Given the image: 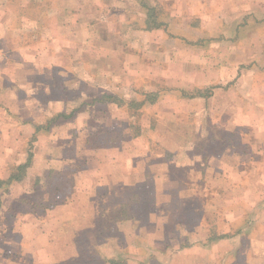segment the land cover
<instances>
[{"label": "crops", "instance_id": "obj_1", "mask_svg": "<svg viewBox=\"0 0 264 264\" xmlns=\"http://www.w3.org/2000/svg\"><path fill=\"white\" fill-rule=\"evenodd\" d=\"M30 1L34 3V0ZM88 1L90 2V0H57L50 6V9L49 7L41 9L34 4L36 11L42 15L40 19L34 18L37 14H32L29 11L31 7H29V10L24 9L14 16L10 14L12 22L7 23L4 29H2V25L0 26V121H2V130L12 133L14 131L11 129H15L13 124L17 125L16 127H21L20 129H26L29 126L34 129V134L32 135V131V136L30 135L32 140L36 134L37 126L43 127L42 124L36 122L33 114L52 113L48 115L49 118H45L47 121L50 119L48 129L51 126H58L59 121L61 122L59 126L74 123L83 129L84 126L88 128L92 124L87 119V112L91 116L95 111V114L103 112L101 116L96 115L99 120L95 121L103 130L101 136L105 135L109 138V140L105 138L107 140L103 144H98L93 140V135H90L91 145L89 146L95 147H87V143H85L87 152L101 150L105 153V156L95 155L94 158L97 157L95 163H92L94 158L88 157L89 153L85 154V152L79 161L71 160L69 156H65L67 146H71V142H68L63 146L60 158L52 160V167L43 172L45 181L52 182L45 189L46 195L52 193L50 190L56 180H59L58 184L62 182L61 191L67 189L63 193L57 194L56 198L60 202L55 203L53 209L56 211L63 207V209H67L71 218L74 208H77L76 211L80 214H78L79 217L74 216V219L80 220L78 228L82 230L74 236L59 237V241L62 240L63 243L61 249L57 250L56 244L53 243L52 246L50 243L47 246L40 239L29 242L26 238L29 234L27 230L29 224L19 230H14L18 227L17 223H20V219L16 218L19 213H16L11 225L10 221L7 223L4 216H6L9 207L5 206L4 202L2 203L3 192H0V225L2 226L0 237L8 234L7 232L20 237L17 242L19 252L15 256L11 249L14 244L10 240L2 241L0 238V257L5 258L4 260L13 258L12 260L16 261V256H22L28 248H31V252L28 254L29 264H264L261 248L264 244V224L259 227L260 232H257L254 237L246 231H240L236 237L221 238V235L229 234L225 232L220 234L219 232V236L214 234L210 240V221L205 214L196 212V210L202 211L200 203H192L187 207L174 204L172 210L164 211L167 206L160 202V198L163 195H173L178 189L169 190L167 185L159 187V182L166 180V172L164 174L163 170H155L154 167L159 163H166L168 171L173 169L178 176H181L177 169L190 168L191 166L180 165L168 156L163 157L160 154L155 156L157 151L152 152V150H157L155 147L164 150V153L173 155H180L181 152L171 151L170 145L164 144L155 134L147 141V137L150 135L147 133L153 131L145 128L146 126L135 127L130 120H127L125 124L122 123V126L114 125L115 121H120V118L127 112L163 110L162 103L168 101L166 99L171 100L174 96L175 99H178L175 101L184 105L183 107H192L198 103L199 107L204 106L202 112H207L209 105L208 112H225L223 105L219 102V96L222 92L235 88V81H241L242 73L246 70V66H243L245 64L242 62L237 65L241 61V56H239L241 50L230 51L228 48L230 46L225 41L230 42L232 37L233 44L237 42L241 44L245 35L242 32V27L244 25L247 27L251 23L256 25L254 29H260L259 34L255 32L257 34L255 37H263L264 6L257 5L259 0L256 2L243 0L239 6L241 7L239 12L244 14V18L235 27L233 36L225 29L221 20L210 22V29L207 30L202 27L188 29L191 30L188 32L190 35H194L195 32L202 35L200 39L194 40L198 45L195 48L190 47L191 54L197 53L195 49L204 50V45L209 44L212 57L218 56V49L222 51L221 57L223 58L229 52H235L236 61L230 63L225 61L226 65H235L232 79L228 76L229 69L232 67L222 66L221 70L216 67L210 68V72L202 71L199 78H202L203 84L199 83V80L196 83H190L188 79H184L177 83L178 87H172V82L166 78L164 71L163 74L159 72L155 76L148 72L150 64H153L152 66L157 67L158 70L159 67L165 70L161 64V49L164 41L170 39V36L166 37L163 30L168 26L165 24L166 19L163 18L166 11L160 9L163 5L157 4L159 10H152L144 5L142 9L144 12L147 11L146 16L144 15L142 20L135 19L139 28L130 30L126 29L128 25L114 28L116 23L108 19L111 17V12H109V16L104 22L109 25V28L103 31L105 36L103 34L98 36L102 43L109 44L99 46L97 37H92V33H89L90 30H85L84 19L90 16L89 13H93L86 9ZM100 2L104 6L101 14L110 11L108 10L109 6H106L107 0H100ZM60 3H62V7H59ZM146 3L147 1L143 0V4ZM212 11H216V8L210 7V13ZM28 23L30 26L36 25V29L27 28L29 27ZM162 32L165 34H161ZM170 32L173 34L171 35L173 41H176L177 37L181 38V33L177 30L172 31L171 29ZM43 33L44 35L41 37ZM46 33L49 35L48 39L45 38ZM153 34L160 35L162 39L150 48L149 43ZM88 36L91 37L90 40L87 39ZM92 40H95V53L97 52L93 57L90 49L94 46L89 47ZM132 43L140 45L139 47L142 44L146 50L141 49L143 53L138 55V64L132 67L138 78H135L134 82H126L122 77L125 70H129L134 62L129 60L130 56L136 54V51L131 47ZM255 45L260 47L261 51L264 50V42L263 45L260 41ZM180 47L183 48L182 44ZM237 48L240 49V47ZM241 48L246 51V45ZM156 59L159 60L150 62V60ZM143 60L144 62L141 64L140 61ZM88 73L92 74V77H89ZM208 75L210 79L204 81L203 77ZM77 86L78 90H76ZM86 88L95 95L94 100L88 105V109L84 105L82 109L72 110V96H76L79 101H82L86 99L87 95H93ZM129 88H132L137 98L126 103L124 93H128ZM135 89L142 91L137 94ZM237 93L240 95V90ZM101 109L106 110V115L105 111ZM66 112L79 113L76 118V115L73 117ZM192 112H194L193 109ZM63 115L69 117L60 118L54 124L52 123L54 118ZM92 122L94 121L92 120ZM0 132L3 131L0 130ZM6 132H4V136L7 135ZM41 132L36 134L37 141L33 144L34 158L25 178L20 182H13L11 185L6 183L14 171L27 162L31 140L24 145L25 153L27 148L26 158L15 164L7 177H2L0 174V189L4 188V195L8 194L17 204L24 205L21 203L23 201L34 205L29 198L38 195L37 185L43 173L34 174L33 171L41 151L39 146L40 138L43 136ZM120 134L125 135V140L113 143L114 140L118 141ZM210 135L212 134L210 133ZM87 137L86 134L85 141H88ZM195 142L194 147L203 150L202 147L205 143L201 140L198 142L195 140ZM135 149L136 151H134ZM191 149L187 150L188 153L193 152V148ZM199 155H201L200 152ZM62 162L63 165L58 166ZM80 162H84V168L79 167ZM194 162L199 163V160ZM94 164L98 165L95 172L92 171ZM168 173V179L177 178L174 172ZM27 181H30L32 187H28L29 191L24 194L22 190L17 193L14 189H8L9 187H18ZM64 181L67 183L63 188ZM85 185L90 187L84 189ZM9 205L11 207V204ZM5 207L7 210H4ZM30 212L37 216L36 210ZM170 212H174V215ZM159 213L169 214L159 216ZM12 217L10 215L6 219L11 220ZM229 225L233 226V222ZM5 228L7 229L5 230ZM259 235H263V237L260 239ZM53 238L55 237L53 236ZM44 247L48 250L46 254ZM50 256L55 261H51ZM46 258H48V262L44 263L42 259ZM19 264L28 263L21 262Z\"/></svg>", "mask_w": 264, "mask_h": 264}, {"label": "rangeland", "instance_id": "obj_2", "mask_svg": "<svg viewBox=\"0 0 264 264\" xmlns=\"http://www.w3.org/2000/svg\"><path fill=\"white\" fill-rule=\"evenodd\" d=\"M54 1L57 0H34V3L30 0H0V26L2 25V29H4L7 23L12 22L10 20L11 16L18 14L24 9L29 10V7H31L29 11L32 14H37L34 18L40 19L42 15L36 11L34 4L38 5V8L41 9H46L48 7L50 9ZM145 1H147L146 4H143V0H107L108 3H106V6H109L108 10L110 11L101 14L104 7L103 3H101L100 0H90V2H87L86 9L93 13H89L90 16L84 19V23L86 24L85 30H90L89 33H92V37H97V44L99 46L107 45L109 43H102L101 38H98V36L102 34L105 36L103 31L109 28V25L104 23L109 16V12H111V17L108 19L116 23L114 24V28L121 25L126 27L128 25L126 29L130 30L136 27L139 28L138 22L135 19L142 20L144 19V15L146 16L147 11L144 12L142 9L144 5H147V7L152 10H159L157 4H161L163 6L160 7V9L166 11L165 17L163 18L166 19L165 24L168 25L164 27L163 30L166 33V37L170 36V39L164 41L161 49V64L162 67L164 66L163 68L165 70H162L160 67L158 70L157 67L150 64L148 72H151V74L155 76L159 72L162 73L164 71L163 73L166 78L171 80L172 87H178L179 85L177 83L184 81V79H188L190 83H196L199 80V83L203 84L202 78H199L202 71L205 70L210 72V68L216 67H219V70H221L222 66L232 67V69H229L230 73L228 76L231 77V79L233 78L235 65H226L225 61L228 63L236 61L235 52H229L228 55L223 58L221 57L222 51L218 49V56L212 57L210 55L211 50L209 44L204 45V50L195 49L197 53L191 54V48H195L198 45L194 40L200 39L202 35L197 32H195L194 35H190L188 32L191 30L188 29H192V27H202L207 30L210 29V22L213 23L214 21L221 20L226 27L225 29L233 36L235 27H237L242 18H244V14L239 12L241 8L239 7L241 6L240 3H242L243 0ZM252 1L256 2V0ZM257 5L264 6V0H259ZM62 6V3H60L59 7ZM210 7H215L216 11L210 13ZM28 26L29 27H26L36 29V25L30 26V23H28ZM255 26L254 23H251L247 27L245 25L242 27V32H244L245 35L243 40H241V44L239 42L233 44L234 40L232 41V37L230 38V42L225 41V43L230 46L228 47L230 51L241 50L239 55L241 56V61H239L238 58L239 64L237 65H240V62H242V64H245L243 66H246V70L242 73L240 78L241 81H235V88L233 87L230 91L222 92L219 96V102L223 105L225 112H208L210 105L207 106V112H202L204 106L202 105V107H199L198 103H195L192 107H183L184 105L178 104V102L175 101H178V99H175L174 96L171 100L166 99L168 101L162 103V106H164L163 110L160 109L158 112H127L125 116L120 118V121H115L114 123L115 126H122V123L125 124L127 120H130L135 127L139 125V127L146 126L145 128L153 131L147 133L150 134L147 137V141L155 134L164 144L170 145L169 148L171 151L176 153L181 152L180 155H173L164 153V150L162 151L160 148L158 149V147H155L157 150H152V152L157 151L155 156H158V154L163 157L168 156L180 165L191 166L190 168L177 169L181 176H178L173 169L168 171V165L166 163H159L154 167L155 170H163L164 174L166 172V180L164 182H159V187L167 185V189L169 190L178 189L173 195H163L160 198V202L167 206L164 211L167 209L172 210L174 204L187 207L192 203H200L202 211L196 210V212L205 214L208 221H210V238L214 237V234L215 236H219V232L220 234L223 232L228 233L229 235L226 236L236 237L240 231H246L250 236L254 237L257 232H260L259 227L264 224V50L261 51V48L255 45L259 41L263 45L264 36L261 38L258 36L257 38L255 37V35H257L255 32L259 34L260 31V29H254ZM171 29L172 31L177 30V32L181 33L182 39L177 37V40L173 41L171 39V35H173L170 32ZM165 33L162 32L161 34ZM45 38H49L48 33L45 34ZM87 39L90 40L91 37L89 38L88 36ZM161 39L162 37L158 34L151 35V41L149 43L150 48L158 44ZM238 43L241 46H239ZM181 44L183 48L180 47ZM243 45H246V51L241 48L244 47ZM90 46H94L90 49L92 57L93 55L96 56L95 40H92L89 47ZM139 46L138 44H131L136 54L135 56H130L129 60H133L134 62H132L129 70H125L122 77L126 82H134L135 78H138V75H136L132 67L138 64V55L141 52L143 53L141 49L146 50L145 47L143 48L142 44L141 47ZM237 47H240V49ZM214 53H216V51H214ZM144 60L140 61V63L142 64ZM157 60L159 59L150 60V62ZM254 65L256 66L254 67ZM88 76L92 77V74L90 75L88 73ZM209 79V75L203 77L204 81H208ZM76 90H78V86ZM86 90L90 92L89 89L86 88ZM239 90L241 93L240 95L237 93ZM135 91H137V94H140L142 90L135 89ZM90 93L93 94L92 92ZM135 95L132 88H129L128 93H124V98H126V100L124 99L125 102L129 103L135 100V98H137ZM72 97L71 101L73 104L71 109L78 110L82 109L84 105H86L88 109V105L92 103L95 95H87L86 99L82 101H79L76 96ZM192 109L194 112H192ZM101 110L105 111L104 113L106 115V110ZM93 112L91 116L87 112V119L90 120L92 124L88 126V128L84 126V128L86 127V129L83 128L84 130L82 128L80 129L79 126L74 123H70L71 125L59 126L61 123L60 121L57 123L58 126H51L50 129H47L50 119L47 121L45 118H49L48 115L52 113L39 112L37 115L33 114L37 120L36 122L43 125V129L40 130L43 136H40L39 142L41 151L38 155L37 165L34 166V174L43 173L45 170L51 168V161L57 159V157L60 158L63 153L62 148L67 145L68 142H71V146H67L65 156H69L71 160L79 161V158L83 157L84 152L85 154L89 153L88 157L90 156L92 158L100 154L105 156V153L101 150L99 152H94L91 149H87L91 151H86L85 143H87V147H95L89 146L91 145L90 135L94 136H92V138L98 144H103L107 139L109 140L105 135L101 136L103 130L95 121L99 120L96 115L101 116L103 112H98L99 114H95V111ZM78 113L79 112H66V114L73 115V117L76 115V118ZM44 115L46 116L43 117ZM92 120L94 122H92ZM1 122L2 121H0V130L3 132H0V174L2 177H7L13 166L26 158L27 148L25 153L24 145L31 140L34 129L29 126H27V128L25 127L26 129H20L21 127H16L17 125L13 124L15 129H11V131L14 132L9 133L8 131L6 132V130H2ZM18 130L20 131L18 132ZM32 131L33 133L31 135ZM4 132H6L7 135L4 136ZM210 133L212 135H210ZM44 134L47 135L45 136ZM86 134L88 136V141H85ZM78 140L79 142L77 143ZM123 140H125V135L120 134L118 141L114 140L113 143ZM195 140H197V142L201 140L205 143L203 147L200 146L203 150L194 147V143H196ZM191 148H193V152L190 151V153H188L187 150H192ZM134 151H136V149ZM198 151L201 155H199ZM196 157L199 158L196 159ZM95 158L92 160V163L96 162ZM197 160H199V163L194 162ZM61 165H63V162L58 166L61 167ZM84 165V162H80L79 167L84 168ZM96 168H98V165H92L93 172L96 171ZM168 172H174L177 178L173 180L168 179ZM159 177H161V175H159ZM58 183L59 180L54 181L53 188L50 190L52 193H47L46 195L45 189L48 185L52 184V182L45 181V173H43L37 185L38 195L34 198H29L34 205L24 203L23 201L20 202L24 205L20 203L19 205L13 202L8 194L4 195V188L0 189V192H3L1 195L2 203L4 202V205H8L9 207L6 216H4L7 223L10 221L11 225L18 212L19 215H17L16 218L20 219V223H17L18 227L14 230H19L23 228V226L29 224L27 226L29 234L26 237L29 242L40 239L47 246L49 243L51 246L52 243L56 244L57 250L59 248L61 249L63 246L62 240L59 241V237L74 236L82 230L78 228L80 220H78V218L74 219V216L79 217L80 215L76 211L77 208L72 210V218L66 211L67 209H63V207L56 211L53 209L55 203L57 204L60 202L59 199L56 198L58 196L57 194L67 190L63 189L61 191L62 182L60 184ZM66 183V181L63 182V188ZM28 187H32L30 181L18 187H9L8 189H14L17 193H20L22 190L24 194L26 191H29ZM88 187L90 186L85 185L84 189H88ZM177 192H180V194ZM41 193L42 196H40ZM9 204H11V207ZM4 210H7V207H5ZM31 210H36L37 216L31 214ZM170 213L174 215V212ZM163 214L166 216L169 213H159L158 215L161 216ZM10 215L13 216L12 219L7 220L6 218ZM231 222H233V226L229 225ZM250 222H252V224H250ZM1 228L2 226L0 225V229ZM6 229L7 228H5V230ZM7 233L8 234L0 238L2 241L10 240L11 243L14 244L11 246V249L15 256L19 252L17 242L20 237L10 232ZM53 236L55 238H53ZM258 237L261 239L263 235H259ZM44 248L46 249L44 250L46 254L48 250L46 247ZM261 248L264 257V244H262ZM25 252L22 256H16V261L12 260L13 258L4 260L5 258L0 257V264H19L21 262H27L29 264L30 258H28V254L31 252V248H28ZM50 260L55 261L52 256H50ZM42 261H44V263L48 262V258L42 259Z\"/></svg>", "mask_w": 264, "mask_h": 264}, {"label": "trees", "instance_id": "obj_3", "mask_svg": "<svg viewBox=\"0 0 264 264\" xmlns=\"http://www.w3.org/2000/svg\"><path fill=\"white\" fill-rule=\"evenodd\" d=\"M69 116H65V115H63V116H60V117H56V118H54L53 119V121H52V123H55L56 121H58L60 118H64V119H66V118H68ZM49 126V125H48ZM47 126V129L49 128ZM41 129H43V127H41V126H37V128H36V134H37V132H39ZM36 134L34 135V137H33V139L31 140V142H30V148H29V150H28V158H27V162L25 163V164H22V165H20L15 171H14V173L11 175V177H10V179L6 182V183H8V185H11L13 182H20V181H22L24 178H25V176H26V174H27V170H28V168L31 166V164H32V160H33V158H34V143L37 141V137H36ZM221 238H224V237H226V235L224 236H220ZM213 238V237H212ZM212 238H210V240L212 239Z\"/></svg>", "mask_w": 264, "mask_h": 264}]
</instances>
